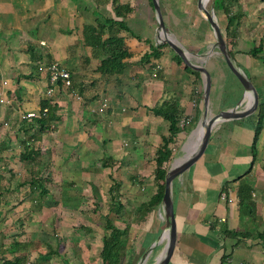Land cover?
I'll use <instances>...</instances> for the list:
<instances>
[{
  "label": "crops",
  "instance_id": "obj_1",
  "mask_svg": "<svg viewBox=\"0 0 264 264\" xmlns=\"http://www.w3.org/2000/svg\"><path fill=\"white\" fill-rule=\"evenodd\" d=\"M117 1L130 9L119 18L129 31L118 35L125 39L131 57L124 60L122 72L105 75L99 71L102 57L86 43L84 30L89 24L98 26L99 15L115 17L113 0H0V174L9 169L19 176L30 173L31 167L21 160L30 143L38 152L39 169L46 164L45 176L52 170L65 180L79 175L81 184L92 189L99 187L101 168L105 173L111 167L114 181L109 190L117 186L116 200L124 205V211L116 214L117 226L123 229L122 221L136 228L131 244L126 243L125 262L158 264L170 235L163 205L136 216V210L159 190L157 152L171 136L169 123L153 109L175 101L181 119L187 116L195 125L192 130L180 127L169 143L175 158L172 166L183 162L186 150L199 142L205 110V75L191 72L165 39L178 44L192 65L208 70L210 117L237 105L245 91L240 84V92L234 87L232 94L227 93L231 71L199 0H157L165 33L160 31L153 0ZM214 3L205 0V7L214 12L225 35L228 19L215 10ZM244 32L248 30L241 27L230 51L262 101L264 65L249 55L254 46L240 49V42L248 40ZM153 50L159 55L143 62ZM55 62L68 70L71 86L59 83L48 96L49 77L39 68ZM45 103L51 104L56 119L43 128L35 121H23L24 114L40 112ZM251 103V95H245L238 110L245 111ZM257 112L219 121L204 155L174 180L178 238L170 264H264V130L256 163L246 177L254 188V216L241 214L238 199V180L253 162ZM1 187H7V182ZM126 206L134 208L132 217H124Z\"/></svg>",
  "mask_w": 264,
  "mask_h": 264
},
{
  "label": "rangeland",
  "instance_id": "obj_2",
  "mask_svg": "<svg viewBox=\"0 0 264 264\" xmlns=\"http://www.w3.org/2000/svg\"><path fill=\"white\" fill-rule=\"evenodd\" d=\"M238 12L244 13L240 28L248 30L243 33L248 40L240 42V49L246 51L249 46L255 48L260 44L264 45V3L261 0H239V4L231 8V14ZM222 15L228 19L225 13ZM240 28L237 36L242 33ZM230 36L231 33L229 34L226 29L224 37L229 50H232L234 38ZM261 56L264 57V53ZM234 87L240 92L238 79L229 73L227 93L232 94ZM188 127L192 130L195 125L190 124ZM188 135L187 132L184 142L187 141ZM183 141L180 147L183 146ZM174 160L175 158L167 164L168 169L172 167ZM106 163L111 164L107 161ZM45 167V163L40 167L42 173ZM110 168L105 169V173L104 168H101V175H97L100 180L99 187L94 186L92 189L81 184L83 180L79 175L65 180L58 171L52 170L50 175L46 172V177L51 182L48 184L49 194L40 209L37 208V204L27 200L28 185L23 188L20 197L26 198L25 202L21 204L13 202L10 206L2 208L6 217L0 218V264L2 259L13 258L8 252L13 240L30 245L26 264H100L101 239L109 233L105 228L106 221L109 218L117 225L116 222L119 220L115 213L110 212L113 200L109 188L114 181L112 180L114 173H111ZM21 178L22 182L28 181L30 174L25 171ZM70 183H73V186ZM115 189L117 190V186ZM117 192L115 195H119ZM120 197L123 198L124 194L120 193ZM133 209L126 206L124 217L129 215L132 217ZM120 226L125 229L132 225L121 221ZM135 230L133 227L128 230L126 236V240H129L128 245L131 244ZM1 247L6 251H2Z\"/></svg>",
  "mask_w": 264,
  "mask_h": 264
},
{
  "label": "trees",
  "instance_id": "obj_3",
  "mask_svg": "<svg viewBox=\"0 0 264 264\" xmlns=\"http://www.w3.org/2000/svg\"><path fill=\"white\" fill-rule=\"evenodd\" d=\"M264 3V0H261ZM117 0H113V11L115 17H103L99 15L97 17L98 26L89 24L85 27L84 36L86 43L93 47L95 52L102 57V63L99 67V71L103 74L112 75L120 73L125 68V59H129L131 54L129 53L125 39L119 37V33L122 31H129L126 23L119 18H122L124 13L129 11L128 6H123L117 4ZM215 10L222 11L228 16V26L227 31L231 33L234 39L237 37L238 30L240 28L241 18L244 17V13L238 12L231 14V8L234 5L239 4V0H215ZM233 28V29H231ZM105 38V36H107ZM225 38V37H224ZM232 56L234 54L230 51ZM264 53V45L253 48L249 55L254 59H260L264 65V57L261 54ZM156 50H153L151 54H146L142 61H149L151 57L158 56ZM179 61L182 59L179 57ZM188 69L193 72V70L188 67ZM49 109L47 116H41L34 119H24L23 121H32L39 124L41 128L48 125L51 120L56 119L53 115V110L51 104L45 103L44 108ZM153 112L157 116L163 117L169 123L170 138L165 139V144L157 152L156 164L157 169L155 172V180L160 184L158 192L151 198V200L145 204H142L136 210V216L148 215L154 210L155 207L162 203L164 191H165V180L168 172L167 164L171 162L172 159V149L169 147V143L173 138L181 132L180 121H181V111L175 101H170L163 105H160L153 109ZM257 116V125L255 128V137L253 141V162L251 169L247 174L240 178L238 186V199L241 214L254 216L256 213V202L254 200V188L250 181L246 177L250 175L252 169L256 163L257 159V143L260 138L262 131L264 130V99L259 105ZM34 137V136H33ZM31 137L29 142H31ZM28 140H26L27 142ZM38 152L35 151L34 145H26L25 150L22 152L21 160L22 162L28 163L30 168V179L28 181L22 182L21 176L17 175L12 169L7 170V173L3 171L0 174V218H5L3 207L10 206L13 202L21 204L25 202L26 198L32 204H37L38 209L42 208L43 201L45 197L49 194L48 184L51 182L46 176L43 175L42 171L39 169V161L37 160ZM1 162V161H0ZM105 167H107V164ZM0 167H3L0 165ZM7 182V187H1L2 183ZM162 182V184H161ZM28 185L29 196L25 199L21 198V191ZM116 189L113 187L110 189V194L114 204L110 207V212L117 215L124 211V205L118 202L116 199L118 195H115ZM105 228L109 232L102 238V248L100 252V264H127L126 259V236L128 233V228L120 229L117 225L113 224L108 218L106 221ZM264 237V233H263ZM30 245L24 242H18L13 240L9 253L12 254L11 259H2V264H26L28 260V247ZM2 251H6L4 247H1Z\"/></svg>",
  "mask_w": 264,
  "mask_h": 264
},
{
  "label": "water",
  "instance_id": "obj_4",
  "mask_svg": "<svg viewBox=\"0 0 264 264\" xmlns=\"http://www.w3.org/2000/svg\"><path fill=\"white\" fill-rule=\"evenodd\" d=\"M154 8L157 12L158 19H159V28L160 31L163 33L166 32L165 22L161 13L160 5L157 0H153ZM199 9L205 14L209 24L211 25L216 39H217V47L219 49V53L224 58L229 70L231 73L238 79L239 83L242 85L244 89V95L242 99L229 110L222 111L217 115L211 116L209 115V104H210V94H211V87H212V80L208 70L205 67H197L190 63L189 59L185 51L176 44L173 40L166 38L165 43L168 44L176 53L177 55L183 60V62L193 69L194 71L200 72L205 75V97H204V115L202 118L201 125L204 129L203 136L201 142L192 154L188 155L186 159L176 166H172L169 171L167 172L166 180H165V191L162 200V205L164 208L166 222L170 229L169 241L166 249V254L162 258V260L158 264H170L172 257L175 252V248L177 245V238H178V227H177V220L175 216L174 210V202H173V182L176 178L181 176L187 170H189L199 159L204 155L210 139L212 135L213 128L219 121L224 120H232V119H243L250 115L255 114L260 105L261 95L257 87L253 84V82L243 73V71L235 64L234 58L229 50L228 44L224 38L222 30L215 18L214 12L209 11L205 7V0H199L198 2ZM252 96V103L251 106L246 109L245 111H239V107L245 97V95ZM195 131L191 134L193 136Z\"/></svg>",
  "mask_w": 264,
  "mask_h": 264
},
{
  "label": "built area",
  "instance_id": "obj_5",
  "mask_svg": "<svg viewBox=\"0 0 264 264\" xmlns=\"http://www.w3.org/2000/svg\"><path fill=\"white\" fill-rule=\"evenodd\" d=\"M40 71L48 74L50 87L47 91L48 96H52L55 88L59 83H63L64 86H71V75L66 68L61 66L59 63H49L45 65H40ZM49 109L45 108L40 110V112H28L22 116V119H34L41 116H47ZM191 124V119L187 116L183 117L180 121V127L185 128ZM225 199L226 196L224 195Z\"/></svg>",
  "mask_w": 264,
  "mask_h": 264
},
{
  "label": "bare ground",
  "instance_id": "obj_6",
  "mask_svg": "<svg viewBox=\"0 0 264 264\" xmlns=\"http://www.w3.org/2000/svg\"><path fill=\"white\" fill-rule=\"evenodd\" d=\"M248 95H249V94H248ZM251 97H252V96H251ZM203 131H204V129H203ZM202 136H203V134H202ZM202 136H201L199 142H198L196 145H194L191 149L189 148L188 150H186V152H187V156L190 155V154H192L195 150H197V148H198V146H199V144H200V142H201ZM179 162H180V161H177V163L175 164V166L181 163V162H180V163H179Z\"/></svg>",
  "mask_w": 264,
  "mask_h": 264
}]
</instances>
